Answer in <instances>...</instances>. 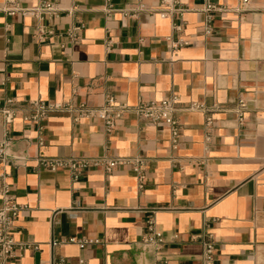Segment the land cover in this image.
Returning <instances> with one entry per match:
<instances>
[{
  "label": "crops",
  "instance_id": "1",
  "mask_svg": "<svg viewBox=\"0 0 264 264\" xmlns=\"http://www.w3.org/2000/svg\"><path fill=\"white\" fill-rule=\"evenodd\" d=\"M7 1L0 0V104L13 100L16 115L6 124L0 113V143L10 133L7 153L18 162L0 160V206L5 188L25 206L8 264H51L53 237L92 240L59 245L54 253L65 264H203L208 240L214 264H264V0H181L187 10L175 32L179 19L160 16L162 0H60L64 10L46 22L53 33L45 41L34 36L38 20L9 14ZM206 2L224 8L209 12L210 33L200 12ZM74 27L81 28L72 36ZM178 37L188 44L173 49ZM106 93L131 106L176 94L178 145L166 123L134 113L110 133L97 118L75 121L76 109L41 124L24 119L38 98L100 106ZM194 103L220 107L209 113L210 128ZM53 157L124 163L110 172L90 166L74 180L42 164ZM134 160L142 161L143 188ZM153 210L165 240L160 255L141 243Z\"/></svg>",
  "mask_w": 264,
  "mask_h": 264
},
{
  "label": "built area",
  "instance_id": "2",
  "mask_svg": "<svg viewBox=\"0 0 264 264\" xmlns=\"http://www.w3.org/2000/svg\"><path fill=\"white\" fill-rule=\"evenodd\" d=\"M248 0H243L246 3ZM60 0H39L38 4L33 7L20 6L14 0H8L4 6V10L9 14H22L29 15L38 20V24L35 26L34 36L40 40L45 41L49 34L53 33L51 26L46 22H52L56 20L63 12V8L59 5ZM163 7L160 8L159 14L161 17H174L177 16L179 21L173 23V31H181L184 26L183 14L187 8L182 4L181 0H162ZM144 6L140 5L137 10H143ZM223 7L217 6L212 2H206L200 12L206 14L205 18V31L211 32L212 15L210 11H222ZM70 11V10H69ZM81 27H74L71 30L72 36H75ZM173 49L179 46L188 44V41L184 38L178 37L171 39ZM179 98L176 94H171L167 97L154 100L141 99L137 104L131 106L125 102L117 101L115 96L111 93H106L105 100L102 105L94 106L88 103H81L78 106H74L70 102H47L38 98L30 101L33 113L30 116H26L24 119L28 122L41 124L46 120L51 113L54 112H70L73 109L77 110V114L74 116V120L78 121L80 118H97L103 123V127L106 133L112 132L117 124L125 114L134 113L138 117L151 122L153 124L166 123L171 131V143L175 148L178 145V140L181 135V124L176 117V111ZM13 100H8L5 104H0V113L3 115V119L6 124L12 123L15 118L16 112L12 107ZM247 107L245 99L241 98L236 106V112L238 113L239 120L243 121L244 112ZM191 109H201L207 114L206 127L210 128L212 124V116L209 113L219 110L217 105L206 106L204 104L194 103L190 106ZM12 138L10 133H6L5 138L0 143V160L5 161L8 157L18 162V157L9 155L7 153L8 146ZM40 144H43L40 141ZM124 163L123 160L104 158L88 160L86 158L79 157H53L43 158L42 164L52 171L66 170L69 171L74 180H78L82 173L90 166H103L106 172H110L112 167ZM133 170L139 176L140 188H143L145 175L141 170L142 161L134 160L132 162ZM4 201L0 206V264H8V262L14 256V249L16 241L13 237V226L15 219L19 216L20 212L25 209V206L17 203L9 194L7 188L3 191ZM157 210H153L149 214L147 219V231L145 232L141 243L150 248L155 254L160 255L165 246V240L160 235L157 227V221L155 213ZM92 240L82 237H53L50 241V247L52 250L51 264H65V258L54 253L55 249L64 243H77L81 247H84L91 243ZM34 249H39V245H33ZM216 253V246L213 240H208L203 243V264H214ZM83 263V260H81Z\"/></svg>",
  "mask_w": 264,
  "mask_h": 264
}]
</instances>
